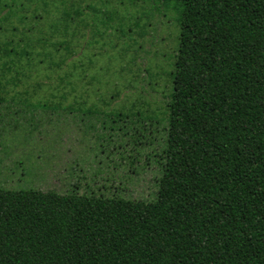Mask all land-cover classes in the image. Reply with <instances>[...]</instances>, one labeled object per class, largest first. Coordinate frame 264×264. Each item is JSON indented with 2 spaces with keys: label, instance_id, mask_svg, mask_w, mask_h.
Here are the masks:
<instances>
[{
  "label": "trees",
  "instance_id": "obj_1",
  "mask_svg": "<svg viewBox=\"0 0 264 264\" xmlns=\"http://www.w3.org/2000/svg\"><path fill=\"white\" fill-rule=\"evenodd\" d=\"M165 1L183 10L155 198L0 187V264H264V0Z\"/></svg>",
  "mask_w": 264,
  "mask_h": 264
},
{
  "label": "rangeland",
  "instance_id": "obj_2",
  "mask_svg": "<svg viewBox=\"0 0 264 264\" xmlns=\"http://www.w3.org/2000/svg\"><path fill=\"white\" fill-rule=\"evenodd\" d=\"M182 10L0 0V187L155 198Z\"/></svg>",
  "mask_w": 264,
  "mask_h": 264
}]
</instances>
